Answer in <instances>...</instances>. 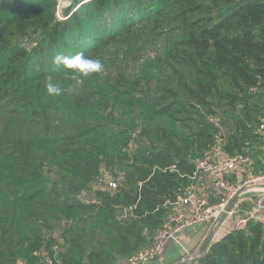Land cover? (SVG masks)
Here are the masks:
<instances>
[{"label": "trees", "instance_id": "obj_1", "mask_svg": "<svg viewBox=\"0 0 264 264\" xmlns=\"http://www.w3.org/2000/svg\"><path fill=\"white\" fill-rule=\"evenodd\" d=\"M67 1L59 19L57 0H0V264L55 245L60 264H117L152 245L216 147L264 164V0ZM80 52L103 71L54 63ZM104 172L117 190L97 187ZM188 264H264V226Z\"/></svg>", "mask_w": 264, "mask_h": 264}, {"label": "built area", "instance_id": "obj_2", "mask_svg": "<svg viewBox=\"0 0 264 264\" xmlns=\"http://www.w3.org/2000/svg\"><path fill=\"white\" fill-rule=\"evenodd\" d=\"M211 121L218 124L217 120L211 119ZM256 133L264 142V119L259 124ZM217 140L220 142L218 137ZM253 166L252 158L243 155L231 157L224 154L219 146L216 147L212 154L199 161L193 178L200 176L208 178L210 186L206 190L218 196L217 203L212 204L210 196L199 190H192V193L189 192L186 196L180 197L173 205V210L167 215L152 245L130 256L127 259V264L153 262L162 254L168 243H177V236L180 232L199 223H209L213 230L221 228L229 219H234V227L237 230L247 229L252 221L259 222L264 226V174L261 176L248 174L246 177L239 176L236 180L230 179L233 173L237 171L249 172ZM106 187L110 191H115L118 184L109 180ZM247 193H259L252 209L241 213L239 209L235 210L233 207L228 218L225 219V212L231 201L236 196L239 197ZM35 255L41 264H60L57 245L52 248V254L50 251H43Z\"/></svg>", "mask_w": 264, "mask_h": 264}, {"label": "crops", "instance_id": "obj_3", "mask_svg": "<svg viewBox=\"0 0 264 264\" xmlns=\"http://www.w3.org/2000/svg\"><path fill=\"white\" fill-rule=\"evenodd\" d=\"M255 158L257 162L249 170V172L243 171L242 173L240 171H237L231 175L230 179L236 180L237 177H246L248 174L253 176L263 175L264 164L259 163L258 157ZM209 184L210 183H208V185L197 184L196 190H199L204 194L207 193L210 196L211 203L215 204L219 199L216 194H212V192L206 190L207 188H209ZM253 195L254 196H252V193H247L245 195L239 196L233 205L235 210L239 209L241 213L250 211L253 207L256 196L259 195V193H253ZM231 220L232 219H229L221 228L215 230L211 228V225L209 223H199L195 226L185 228L178 234L177 243H168L162 254H160L156 260L149 264H181L188 260H192L197 256L200 257L201 254H203L202 251L204 250V248H206L207 244L208 247L206 248V250L214 241L219 240L229 231L233 230Z\"/></svg>", "mask_w": 264, "mask_h": 264}, {"label": "clouds", "instance_id": "obj_4", "mask_svg": "<svg viewBox=\"0 0 264 264\" xmlns=\"http://www.w3.org/2000/svg\"><path fill=\"white\" fill-rule=\"evenodd\" d=\"M56 65H63L65 69L71 73L81 76H88L92 73H100L103 71L104 65L99 59H92L85 56L80 52L74 56H65L57 54L54 58ZM46 93L49 96H58L61 93V89L52 82L51 78L45 84Z\"/></svg>", "mask_w": 264, "mask_h": 264}, {"label": "rangeland", "instance_id": "obj_5", "mask_svg": "<svg viewBox=\"0 0 264 264\" xmlns=\"http://www.w3.org/2000/svg\"><path fill=\"white\" fill-rule=\"evenodd\" d=\"M57 4H58L57 17L59 19H64V13L63 12L68 7L69 2L67 0H57ZM33 38H36V35ZM259 117H260V119H262V118L264 119V112ZM219 144H220V142H219ZM209 154H212V153H209ZM112 179H113V177L109 173L104 172L103 183H101V184L99 183V185L97 187L101 188V189H105V186H106L107 182L109 180H112ZM197 183L198 184H207L208 185L209 180L206 177L200 176L198 178V180H197ZM252 196H254L253 193H252ZM82 198H84L85 200H91V198H94V197L89 195V194H87V193H85ZM233 220L234 219L231 220V225L234 227L235 226V221H233ZM117 264H127V259L126 258L119 259Z\"/></svg>", "mask_w": 264, "mask_h": 264}, {"label": "water", "instance_id": "obj_6", "mask_svg": "<svg viewBox=\"0 0 264 264\" xmlns=\"http://www.w3.org/2000/svg\"><path fill=\"white\" fill-rule=\"evenodd\" d=\"M191 193H192V192H191ZM237 198H238V197L236 196V197L231 201V203L228 205V207H227V209H226V212H225V219L228 218V215H229V213L231 212L232 207H233V205H234V202L236 201ZM207 247H208V244H207L206 248H207ZM206 248H204V250L202 251V253H204V251L206 250ZM201 255H202V254H201ZM198 258H199V256L193 258L192 260H188V261H186V262H183V263H181V264H188V263H190V262H195V261L198 260Z\"/></svg>", "mask_w": 264, "mask_h": 264}]
</instances>
